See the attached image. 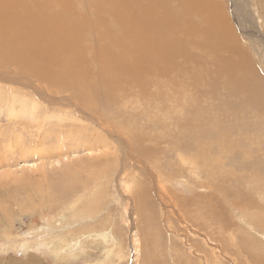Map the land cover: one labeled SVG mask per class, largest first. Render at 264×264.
I'll return each instance as SVG.
<instances>
[{"label": "rangeland", "instance_id": "obj_1", "mask_svg": "<svg viewBox=\"0 0 264 264\" xmlns=\"http://www.w3.org/2000/svg\"><path fill=\"white\" fill-rule=\"evenodd\" d=\"M209 1L218 5L219 18L216 21L221 22L220 18L225 17L233 28L236 52L242 57L239 62L241 66L246 64L243 65L246 71L242 73L251 76L255 85L264 87V9L260 0ZM33 79L0 65V87L14 88L19 93L18 99H21L11 111L10 102L3 100L6 96L0 91V264H264V229L260 227L263 214L254 219L234 210L217 188L222 184H233V178L237 177L231 173L238 176L240 170L215 164L210 169L206 165L210 169V179L207 167H204L205 171L198 166L195 168L197 164L191 165L187 154L170 148L172 140L186 135L173 120L182 117L180 121H183L185 118L177 113L180 106L174 108V115L170 113L172 119L170 114H163L162 102L145 105L146 101L132 100L124 106L127 111L114 106L117 109H111L107 124L94 119L92 114H86L90 113L86 107L67 106L66 101L60 99L63 96L46 93V84L32 82ZM165 84L166 89L162 88L161 92L170 90L171 85ZM152 88L153 93L159 90ZM202 88L199 87L200 90ZM138 90L133 88L131 93L136 95ZM58 111L71 114L64 116ZM10 112L20 116L12 119ZM58 115L73 120L79 128L70 127L69 132L62 133L65 128L56 127L60 125L56 120ZM19 121L29 127L44 122L38 133L49 131L45 133L47 139L58 136L67 145L55 141L45 143L46 146L31 142L22 145V135H16L17 131L11 129L20 127ZM79 125L84 128L81 130ZM30 131L34 135V129ZM131 132L132 135L128 136ZM83 133L93 135L88 141L93 138L106 141L109 157H106L105 169L82 163L84 167L78 170L77 175L81 174L75 177L76 180L74 176L64 175L70 164L72 166L78 158L79 161L100 158L99 145L90 151L85 148H79V152L68 149L67 142L79 147L87 144V140L75 136ZM135 136L144 138L141 150L153 149L149 152L150 160L136 153L130 139ZM155 138L161 143H154ZM254 139V134L250 133L249 141ZM263 139L264 133L260 132L258 140ZM252 148L249 143L247 152L251 155ZM20 151L40 152L34 158L24 160ZM54 154L61 158L59 163L52 159V162L42 163L38 159ZM98 170L99 176L94 178L95 181L88 178L92 171L98 174ZM223 177L225 182H222ZM59 180H65L64 184ZM86 180L87 185L84 183ZM80 184H84L85 189ZM140 184L151 191L148 198H144L148 202L142 211L139 208L141 203L135 197ZM261 185V182L254 181L250 186L240 187L241 192L264 210ZM212 196L227 217L223 227L222 223L221 226L210 224L206 210L201 209L203 205L212 203L213 200L209 199ZM226 222L230 226H225Z\"/></svg>", "mask_w": 264, "mask_h": 264}, {"label": "bare ground", "instance_id": "obj_2", "mask_svg": "<svg viewBox=\"0 0 264 264\" xmlns=\"http://www.w3.org/2000/svg\"><path fill=\"white\" fill-rule=\"evenodd\" d=\"M260 5L264 9V0H260ZM218 10L215 1L209 0H0V65L32 76L35 79L32 82L45 83L46 93L63 96L60 99L66 101L67 106L88 108L90 113H85L92 114L102 123L109 124L107 117L111 116L109 113L114 106L127 111L124 106L132 100L146 101L145 105L162 102L165 116L173 114L176 112L174 108L180 106L177 113L185 117L183 121H180L182 117L173 119L170 115L176 120L175 126L182 128L186 135L170 141V148L187 154L191 165L195 162V168L198 166L200 170L205 171L204 167L214 164L240 170L238 176L231 173L237 177H232L233 184L219 185L218 191L234 210L254 219L262 214L264 217V210L241 192L240 187L250 186L255 181L261 182L264 189V139L258 140L260 132L264 133V87L255 85L251 76L242 73L246 64L241 66L239 62L242 57L236 52L233 28L223 15L220 16L221 22L216 21ZM165 83L171 85L170 90L161 92ZM152 87L159 90L153 93ZM199 87L203 88L200 90ZM133 88H139L136 95L131 93ZM0 91L6 96L3 100L10 102L9 109L14 111V105L21 100L17 97L19 93L6 86L0 87ZM58 112L64 116L71 114ZM9 116L13 119L20 115L10 112ZM56 120L60 123L56 127L65 128L62 133L69 132L70 127L79 128L68 117L58 115ZM19 122L21 126L18 129H11L17 131L16 135L23 136L20 138L22 145L25 142L45 145L53 141L66 144L58 136L47 139L45 133L49 131L38 133L44 122L33 127ZM32 129L34 135L30 131ZM250 133L255 136L253 141H249ZM75 136L87 140V144L79 147L67 142L68 149L79 152V148H85L90 151L99 145L100 158L83 161L78 158L72 166L69 165V169H65L64 175L77 177L84 163L105 169L109 153L106 141H96L97 138L88 141L93 135L84 133ZM130 139L136 153L150 160L149 152L153 149L140 148L144 138L135 136ZM153 141L160 142L158 138ZM249 143L253 146V155L247 152ZM39 152L20 151V157L24 160L34 158ZM57 154L39 155L38 159L42 163L51 159L59 163L61 158H56ZM210 169L208 176L211 179ZM92 174L88 178L93 181L98 178L99 170L98 174ZM224 178L222 182H225ZM64 181L59 180L62 185ZM84 183L87 185V180ZM82 188L85 189L84 184ZM150 193L143 184L138 186L135 197L141 203V206L138 204L140 211L145 209L148 201L144 198H148ZM209 199L213 200L212 203L203 205L201 209L206 210L210 224L221 226L222 223L223 227L227 217L215 197ZM227 225L229 222L225 223ZM260 227L264 229V219Z\"/></svg>", "mask_w": 264, "mask_h": 264}]
</instances>
